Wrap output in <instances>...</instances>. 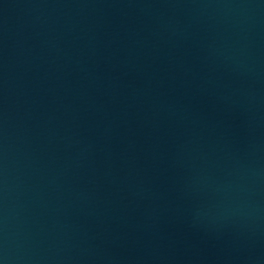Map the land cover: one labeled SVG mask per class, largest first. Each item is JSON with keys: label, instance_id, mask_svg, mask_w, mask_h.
I'll return each instance as SVG.
<instances>
[{"label": "water", "instance_id": "water-1", "mask_svg": "<svg viewBox=\"0 0 264 264\" xmlns=\"http://www.w3.org/2000/svg\"><path fill=\"white\" fill-rule=\"evenodd\" d=\"M0 264H264V0H0Z\"/></svg>", "mask_w": 264, "mask_h": 264}]
</instances>
